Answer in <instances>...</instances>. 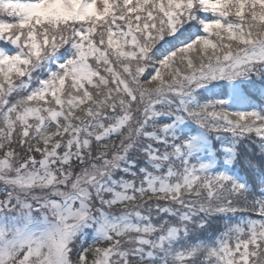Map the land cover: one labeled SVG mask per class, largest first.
Here are the masks:
<instances>
[{
	"label": "snow or ice",
	"instance_id": "obj_1",
	"mask_svg": "<svg viewBox=\"0 0 264 264\" xmlns=\"http://www.w3.org/2000/svg\"><path fill=\"white\" fill-rule=\"evenodd\" d=\"M0 264H264V0H0Z\"/></svg>",
	"mask_w": 264,
	"mask_h": 264
}]
</instances>
